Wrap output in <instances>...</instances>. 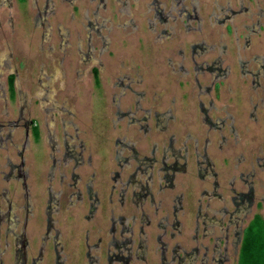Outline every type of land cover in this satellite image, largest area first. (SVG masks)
Instances as JSON below:
<instances>
[{"label":"flooded vegetation","instance_id":"flooded-vegetation-1","mask_svg":"<svg viewBox=\"0 0 264 264\" xmlns=\"http://www.w3.org/2000/svg\"><path fill=\"white\" fill-rule=\"evenodd\" d=\"M60 1L64 4L67 0ZM112 1H115L117 5L119 2L122 6L121 8L118 7V15L120 18L116 17L117 20L115 23H113L110 17L104 18L99 15L101 12H107V0H90L91 4H95L93 9H85L86 12L92 13V18L90 19L89 15H86L87 20H85L89 28L83 29L85 39H79L77 42L79 46V62L76 63L72 72L74 75H77L78 80L83 78L82 83L84 84L87 83L86 81L93 80L94 84L97 86L99 79L102 77L101 75L104 74L105 70L108 68L109 65L105 62L103 57L106 54L109 56L112 53L109 52V50L107 51V49L111 44L110 34H112L113 29L116 27L122 31L124 35L126 34V37L128 32L132 35L138 30L132 14V8L133 6L136 8L138 0H123L124 3L121 0ZM73 2L74 1L70 2V4H74ZM32 4V25L37 29V23H40V27L43 28L44 32L41 31V38L37 44V52L30 55L29 53L19 52L14 49L11 44L14 39L13 31L15 28V21L12 13L13 4L12 0H0V239L1 236H4L3 244L0 248V264H5L3 257L9 250L12 251V264H46V256L51 250L54 254V259L51 261V264H72L70 250L67 251L65 249L66 243L62 240L61 233L56 226L57 221L53 220V216L60 213L59 207L61 206L63 198L65 200L66 210L72 209L74 206H81L86 200L89 215L88 217L85 215L84 218L88 222H94V209L96 211L101 208L105 201L106 203L112 204L108 229L103 230L100 228L94 235L87 229L83 232L82 242L86 250L85 264H101V258H105L106 262L109 264H118V259H121L120 254L111 251V245H115L118 248L120 244H122V242L117 240L115 235L117 223H119L120 220H129L128 223L130 224L134 220L132 225L134 229L137 215L135 212L132 215H115L114 208H120L121 206L124 208L126 202H130L129 198L126 199L127 189L130 185H133L132 197H134L133 192L137 189L139 191L138 194H140L139 196L143 199L142 203H138L136 210H142L143 204L146 203V201L148 206L153 209V212L159 210L162 207L163 201L155 200L156 195H161L164 189L174 190L176 188L174 181L175 176H177V173L185 171V165H178V161L179 159H184V163L187 162L189 158V150L186 146L187 142L191 141L192 148H195L196 151L198 147L197 140L191 134L186 135L181 142V146L175 150V153H171L174 160H172V163L168 164L167 161L169 157L167 156L162 157L160 162L155 158L154 151L156 149L152 148L153 150L147 155L141 156L138 150H136L132 138L126 135L115 138L114 162L118 171H110V186L107 188L108 194L105 197L103 196L104 199H102L101 192L94 186L97 171L95 170L96 172L92 173L86 181L82 179L80 173V170L85 165L84 154L87 150V142L83 136L86 133L85 130L81 128L79 124L77 125L75 123L76 115L73 110V101L70 99L71 97H69V94L65 95V98L61 100H59V98H54V93H57V86L60 80L58 71L64 68L63 61L67 58L69 53V51L65 52L67 49H63V44L60 45L61 50H56L51 40L47 43L45 42L48 39H45L44 36L46 29L49 34H52L51 32L53 31L52 25L48 19L51 15H56L54 1L32 0ZM130 5H132L131 9ZM262 8L263 9H260V11L264 13V7ZM48 10H50V12ZM200 11L199 2H197V0H149V2L145 3L143 15L146 14V20L148 22L146 30L153 36L154 44L164 46L166 44H172L173 42L176 43L175 56H167L165 60L164 58L162 59L164 62H168L167 64L172 66V68L174 66L176 67L175 70L173 69V74L176 76L179 75L180 78H185L189 75L188 70L184 67V62L186 58H188L192 65L190 73L192 79H197L204 75L210 76L207 86L204 87L206 89V94L199 93L200 95L204 94V96L209 97L211 91L217 90L220 86H223L224 82L230 76V68L223 66L227 58V45L225 44L224 38L225 34L230 32V26H227V23L234 19V16L239 14L240 10H232L229 0L225 2L224 6H220L217 0H214L213 12L208 17L209 29L212 31L214 27H220L225 33L223 34L221 31L217 32L220 40H215L216 38H214V35H210L209 32L210 41L204 39L198 43L192 42L188 44L189 49L191 48L188 56V53L186 54L183 49L187 44H184L183 47L180 48L179 46L177 47V40L179 39L177 36L179 33L191 35L194 32H201L203 20L199 17ZM116 13L113 15H116ZM263 13L256 15L259 16V18L255 25L257 28L255 32H264ZM121 18H125V20L119 23ZM212 20L216 21L211 22ZM74 21V16L71 14L67 19V23L72 25ZM92 22L95 24L92 25ZM56 23L57 27L62 26L60 20ZM70 31V26L66 27V30H64L65 36L63 38V43H67V46L70 42ZM242 38L245 39V37ZM177 48H179L178 52ZM239 53L240 52L237 51L238 61H241V64L247 68L244 74L247 75V78H250L249 81H251L250 92L254 99L258 101L252 104L255 108L254 110H256L262 97L261 92L263 89L261 88L262 84L260 80H264V66H260L257 70L258 67H256L255 64V58L243 60L239 58ZM177 54L179 55V60L175 61L172 57L177 58ZM210 54H215L212 60L204 59L205 56ZM120 66L124 71L122 72L119 70L114 78V92L110 100L109 117L114 126H118L119 123L124 121L128 126H131L134 122V113H138L141 106L138 105L134 110L130 107L122 109L120 102L127 93L134 92L136 94L133 87L140 86L143 83V74L139 66L134 63L133 58H129L128 63L121 61ZM195 66L201 67V70H203L201 75L195 74L193 71ZM260 70L263 72L260 73ZM262 76L263 78H261ZM63 79L64 77H62V80ZM62 86L64 87L62 91L69 88L68 83L64 82L58 89L61 90ZM139 96L141 97L140 101L143 102L145 94L140 93ZM249 97L252 96L249 95ZM199 104L202 122L208 130L216 133L223 127L224 129H228L229 132L228 119H225V113L228 110L227 104L218 105L210 97L207 105L202 103ZM212 104L217 106L221 112H215ZM207 106H210L211 109H208ZM141 111L143 115L142 118L137 119V123H142V133L147 135L149 133L147 125L150 120L152 107L147 110L142 109ZM153 113L159 117H166V120L169 117V110L159 114L152 112V114ZM213 115L217 116L213 118ZM156 122L158 125V119ZM213 125L215 129L212 128ZM42 129L45 133L44 141L49 144L47 158L50 164L47 166L48 186L45 188L47 194L45 214L47 217L45 232L41 236L38 247L34 249L27 233L28 226L32 225L34 220L32 210L33 202L30 196L29 186L30 175H32V165L30 164L27 166V155L32 152L33 144H37L38 141H40ZM221 139V144H224L225 138L221 137ZM172 140L173 139L170 138V146L173 143ZM205 144L206 146L208 145V140H206ZM206 146H203L201 153L196 152V157L199 160L202 159L201 164H208V170L210 169L211 171L209 176L211 177L215 176V174L212 172L213 169L207 160ZM117 157H119L120 160L116 159ZM90 159L91 158L88 157L86 161H90ZM131 163L135 164L134 168L131 166ZM262 164H264V160L256 156L253 164H250L251 170L246 172V174H240V180L243 182L242 186L244 190H233V194L230 198L233 208L236 209L230 212L222 208L220 212L216 213V216L217 214L220 215L219 218L222 219V221L227 216L236 212L238 217H236V220L232 218L233 222H231L232 219L225 222V226L220 229L221 239L217 238V243H215L216 245L213 247L222 246L223 249L220 250L219 247L217 248L218 253H220V258L216 259L212 257L211 264H223V261H228L227 247L228 240L231 236L233 237L230 244L233 250L232 253L235 251L234 243L240 236V228L243 229L251 219L249 213L247 212L246 214L249 208L246 203L247 201L240 199L238 194H244L248 188L255 192L254 180L256 179V170L261 172ZM60 168H62V170H60ZM128 170H130V172L126 180H123L122 175ZM205 171L206 169L201 168L200 173ZM57 173L58 184L62 188H58V190L55 191L52 183L54 182V174L57 176ZM155 177L158 180V185L159 183L161 185L158 186L156 193L153 194L151 190L154 186L153 182ZM18 184L21 187L20 192L17 191ZM64 189H66V191ZM204 193H202L201 197L197 198L194 205L191 204L192 208L195 206L196 209H198L194 218L201 219L200 221L202 223L203 221H209V224L212 225L215 222L214 220L202 219L203 215L200 214L202 210L200 208V202L204 199V197H202ZM182 197L183 195L180 193L174 198L178 202L177 209L172 212L171 216H168V213L165 215L164 220H169L170 225H172V223L178 225L176 222L178 212L180 214L182 211L183 215H185L187 210H189L187 204H183L184 197ZM260 198L259 196V200ZM241 209L245 211L243 215L239 213ZM145 213L146 212L142 210L141 215L147 217ZM211 215L214 218V212L211 211ZM173 216L174 220L170 222V217ZM218 221V223H220L221 220ZM141 223L143 225L150 224L149 220ZM143 225L138 227V233L134 232L133 234L135 235L134 237H136V246L138 248H143L142 250L146 252L148 249L147 245L151 243V241L147 238ZM170 225L166 227L160 226L161 233H159L154 240L157 247L156 254L159 260L149 263L145 255L142 257L143 261H139V256H136L137 259H135L134 262H140V264H175L177 257H182V259L178 261V264L185 263V257L187 256V254H185L186 249L180 248V245L177 243L170 246L164 241L166 236H168L170 240L174 238V233L169 231V229H171L169 227ZM230 229H232L231 232H229ZM205 230L206 229L203 228V238L206 236ZM108 231H110V234H107ZM199 234L200 229L196 227L193 236L194 242L197 241ZM107 235L109 236V239H107L108 244L105 245L104 250H102V240L103 238L105 239ZM110 242H112V244H110ZM201 247V244H197L196 248L191 250L192 252L189 258L190 264H193L197 260L194 257ZM93 252H95L96 255H92ZM100 252H102V255L97 254ZM168 253L170 254L169 260H167ZM127 259V262L134 260L131 256ZM204 261L205 259H203L202 262L204 263Z\"/></svg>","mask_w":264,"mask_h":264},{"label":"rangeland","instance_id":"rangeland-1","mask_svg":"<svg viewBox=\"0 0 264 264\" xmlns=\"http://www.w3.org/2000/svg\"><path fill=\"white\" fill-rule=\"evenodd\" d=\"M53 1L56 15H51L48 19L53 31L51 32L52 34H49L46 29L44 36L45 39H48L45 42L47 43L51 40L56 50H61L60 45L63 44V49H67L65 52L69 51L67 58L63 61L64 68L58 71L60 80L57 86V93H54V98L61 100L65 98V95L69 94L70 99L73 101L72 105H74L73 110L76 115L75 123L77 125L79 124L86 132L83 135L87 142V150L84 154L85 165L80 170L82 179L86 181L92 173L97 171L94 186L99 189L101 198L104 199L103 196H107V188L110 186L109 173L111 170L118 171L114 162L115 138H120L125 135L132 138L135 143V148L141 156L147 155L153 149H156L154 151L155 158L160 162L162 157L167 156L169 157L167 162L170 164L174 160L171 153H175V150L181 146V142L186 135L191 134L197 140L198 147L195 151V148H192V142H187L186 146L189 150V158L186 163H184V159H179L178 161V165H185V171L179 172L175 176L176 188L174 190L164 189L161 195H156L155 200L163 201L162 207L156 212H153V209L148 206L146 201L143 204L142 210L146 212L147 217L142 216V210H136V207H138V203L143 202V199L139 196L140 194H138L139 191L137 189L133 192L134 197H132L133 185H130L127 189L126 198H129L130 202L126 200L127 202L124 208L122 206L120 208H114V214L127 215L135 212L137 215V221L133 229L135 233H138V227L143 225L141 222L144 223L149 220L150 224L143 225V229L151 243L147 245L148 249L146 252L142 250L139 256L146 255L148 262L150 261L152 263L159 260L156 254L157 247L154 240L161 233L160 226L166 227L170 225L169 220H164L165 215L168 213V216H171L172 212L177 209L178 202L174 198L181 193L184 197L183 204L186 203L189 210H187L185 215H183L182 211L180 214L179 212L177 213L176 222L178 225L172 223L169 226L171 228L169 231L174 233V238L170 240L166 236L164 241L170 246L177 243L180 245V248L186 249H184L185 254H187L184 264H190L189 258L191 256V250L195 249L197 244H201V249L197 251L194 257L197 260L193 264H202L203 259H205L203 264H211L212 257L216 259L220 258V253H218L217 248L219 247L220 250L223 249L222 246L213 247L217 243L216 239H221L220 229L225 226V222L230 221L232 218L236 220V217H238L236 212L232 214L233 216L230 215L224 218L223 222L219 218L220 215L217 214L216 216V213L220 212L222 208L230 212L236 209L233 208L230 198L233 190H244L242 186L243 182L240 180V174H246V172L251 170L250 164H253L256 156L264 160V80H260L262 84L261 88L263 89L261 92V102L258 108L254 110L255 108L252 104L258 101L254 99L250 92L251 81L244 74L247 68L241 64V61H238L237 56V51H239V58L243 60L255 58V64L258 67L257 70L260 66H264V32H255L257 30L255 25L259 18L256 15L263 13L260 9L264 7V0H229L232 10H240V15L236 14L234 19L227 23V26H230V32L225 34L224 38L225 44L227 45V58L223 66L229 67L231 73L229 78L224 82V85L220 86L217 90L211 91L209 95L218 105H228L227 113L233 118V127L235 128L236 135L232 134L230 130L228 132V129H224L223 127V129L221 128V130L214 133L204 126L199 110V103L207 105L209 97L200 95L199 93L202 88L207 86L210 76L204 75L197 79H192V75L190 74L192 65L188 58L184 62V67L188 70L189 75L185 78H180L179 75L176 76L173 74L176 67L174 66L172 68L164 60L167 56H175L176 43L173 42L172 44H166L164 46L154 44L153 36L146 30L148 25L146 14L143 15L145 3L149 2V0H138L136 8L135 6L132 8V5H130V9H133V12L131 11L133 19L138 28L136 33L130 35V32L127 31L128 35L126 37V34L124 35L116 27L113 29L112 34H110L111 44L107 49V51L109 50L112 53L109 56L106 54L103 57L109 66L107 65L108 68L101 75L102 77L99 79L97 86L93 80L86 81L87 83L85 84L82 83L83 78L78 80L77 75L72 73L76 63L79 62V46L77 42L79 39H85L83 29L89 28L86 22V15H89L90 19L92 18V13L86 12L85 9L92 10L95 4H91L90 0H67L64 4L60 0ZM72 1H74V4H70ZM121 1L124 3L123 0ZM226 1L217 0V3L220 6H224ZM107 2V12H101L99 15L104 18L110 17L113 23H115L117 20L116 17H119L118 7L121 8L122 6L119 2L117 5L112 0H107ZM197 2H199L201 10L199 17L203 20L201 32H194L191 35L179 33L177 36L179 38L177 40V47L179 46L180 48L184 44H187L183 49L186 54L188 53V56L190 53L189 50L191 49H189L188 44L192 42L198 43L204 39L208 41L211 34L214 35L215 40H220L217 32L221 31L223 34L225 33L220 27H214L212 31L209 29L208 17L213 12L214 0H197ZM12 4L15 28L13 31L14 39L11 44L19 52L29 53L30 55L34 54L37 52V44L41 38V31L44 32V30L40 27V23H37V29L32 25V0H12ZM48 11L50 12V10ZM115 13L116 15H113ZM71 14H73L75 21L72 25H69L67 19ZM58 20H60L62 26H56ZM124 20L125 18H121L119 23ZM215 21L212 20L211 22ZM94 24L92 22V25ZM68 26H70L71 37L69 45L67 46V43H63V38L65 36L64 30ZM242 37H245V39ZM179 48H177V52ZM214 56L215 54H210L205 56L204 59L212 60ZM129 58H133L134 63L142 71L143 83L140 86H134L133 89L136 94L134 92L127 93L121 99L120 104L122 109L130 107L134 110L138 105L141 107L138 113H134V122L131 126H128L125 121L119 123L118 126H114L109 117L110 100L114 92V78L119 70L124 71L120 68L121 61L128 63ZM163 58L164 60H162ZM172 58L178 61L179 55L177 54V58ZM259 72L262 73L263 71L260 70ZM62 77L65 80H62ZM64 82L68 83L69 88L62 91L64 88L62 86L61 90H59L58 88ZM140 93L145 94L143 102L140 101ZM249 95L252 97H249ZM151 107L152 111L147 125L149 133L144 135L141 129L142 123H137V119L142 118V109L147 110ZM167 110H169L167 120L165 119L166 117H159L154 115V113L152 114V112H155V114L164 113ZM216 116L213 115V118ZM157 119L158 125L156 122ZM40 135V141L37 144H33L32 152L27 155V166L32 165L29 186L34 214L33 224L28 226L27 233L34 249L38 247L41 236L44 234L46 228L47 216L45 212L47 194L45 188L48 186L47 166L50 164L47 158L49 144L44 141L45 133L43 129ZM221 137L225 138L224 144H221ZM170 138L173 139L171 146ZM206 140H208L207 146L205 144ZM204 145L207 147V160L215 176L210 177L209 174L211 171L210 169L208 170V164H201L202 159L199 160L196 157L197 153L202 152ZM88 157L91 158L90 161H86ZM134 165V163H131L133 168ZM201 168L206 169V171L200 173ZM262 169H264V164H262ZM130 170L123 173V180H126ZM57 178L58 173L57 176L54 174V182L52 183L55 191L58 188H62L59 186ZM153 184L154 186L151 191L155 194L158 186L161 184L159 183L158 185L156 177L154 178ZM17 187V191L20 192V185L18 184ZM254 189L256 200L247 209L246 214L248 212L250 218L255 214L261 215L264 218V206L259 202V196L264 194V171L260 172L256 170ZM64 190L66 191V189ZM202 193H204L202 196L204 199L200 202V208L202 209L200 214L203 215V217L201 216L202 219L214 220L215 222L212 225L209 224V221H203V224L200 221L201 219L194 218L198 209L195 206L192 208L191 204L194 205ZM63 200L64 198L59 207L60 213L54 215L53 220L57 221L56 226L61 233L62 240L66 243L65 249L67 251L70 250L71 263L85 264L86 250L82 242L83 232L88 229L94 235L100 228L103 230L108 229L112 204L106 203L105 201L106 204L103 203L101 208L95 211L94 222H88L84 218L85 215L87 217L89 215L86 200L81 206H74L72 209L67 210L65 209V200ZM211 211L215 214L214 218L211 215ZM244 212L243 209L239 211L242 215ZM173 218L174 216L170 217V222H173ZM218 220L222 222L220 221L218 223ZM231 222H233V219ZM196 227L200 229V234L197 241L194 242L193 236ZM203 228L206 229L205 238L202 236L204 233ZM232 238L231 236L228 240V261H223V264H236L237 254L232 253L233 250L230 245ZM3 239L4 236H1L0 248L2 247ZM135 250L136 246L134 248ZM11 252L9 250L3 257L5 264H12L13 257ZM53 259L54 254L51 250L46 256L45 263L51 264ZM169 259L170 254L168 253L167 260ZM181 259L182 257H177L176 263L178 264V261ZM100 262L101 264H109L105 258H101ZM135 264H140V262H135Z\"/></svg>","mask_w":264,"mask_h":264},{"label":"trees","instance_id":"trees-1","mask_svg":"<svg viewBox=\"0 0 264 264\" xmlns=\"http://www.w3.org/2000/svg\"><path fill=\"white\" fill-rule=\"evenodd\" d=\"M193 71L195 72V74L201 75L203 73L201 67L198 66H195ZM200 93L206 94V89L202 88L200 90ZM212 107L214 108L215 112H221V110L214 104H212ZM207 108L211 109L210 106H207ZM225 119H228L230 132L236 135L235 128L233 127V118L227 112L225 113ZM212 128L215 129V126L213 125ZM116 159L120 160L119 157H117ZM262 171H264V169H262ZM238 197L247 201L246 203L248 204L249 208L252 206L256 199L255 192L249 188L244 194H238ZM260 197L261 198L259 202H261V204L264 206V194ZM94 212L95 209L93 210V213ZM132 214L134 213L132 212L131 215ZM128 221L129 220H120L116 226V238L119 242H122V244H120V247L117 248L115 245H111V251L115 252L116 254H120L121 259H118V264H135L134 261L135 259H137L136 256H139L143 249L136 246V237H134L135 235L133 234L134 230L132 227L134 220L130 224L128 223ZM107 234H110V231H108ZM106 238H109V236L107 235ZM106 238H103L102 240V250H104V246L108 244ZM110 244H112V242H110ZM234 245V254H237L236 264H264V218L258 214L253 215L246 226L243 229L240 228V236L235 240ZM135 246L136 250L134 251ZM97 254L102 255V252ZM92 255H96V253L93 252ZM130 256L133 257L134 260L127 262V258ZM142 257L143 256H139L138 260L143 261Z\"/></svg>","mask_w":264,"mask_h":264}]
</instances>
